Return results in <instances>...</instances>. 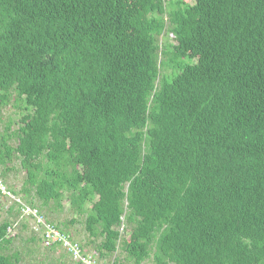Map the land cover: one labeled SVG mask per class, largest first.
I'll use <instances>...</instances> for the list:
<instances>
[{
	"label": "trees",
	"instance_id": "1",
	"mask_svg": "<svg viewBox=\"0 0 264 264\" xmlns=\"http://www.w3.org/2000/svg\"><path fill=\"white\" fill-rule=\"evenodd\" d=\"M8 106L0 175L19 158L32 207L68 191L96 264H264V0H0Z\"/></svg>",
	"mask_w": 264,
	"mask_h": 264
},
{
	"label": "rangeland",
	"instance_id": "2",
	"mask_svg": "<svg viewBox=\"0 0 264 264\" xmlns=\"http://www.w3.org/2000/svg\"><path fill=\"white\" fill-rule=\"evenodd\" d=\"M176 1L177 0H164L165 4L172 5H174ZM186 2H189V0H186ZM165 39L168 40V43L170 42L173 44L175 42V37L171 34L169 27L164 30V35L160 37L159 44L163 45ZM16 111L17 110L13 106H8L3 110L2 122L0 124V137L4 132L5 126L9 123V120L11 118L16 119ZM15 128H17V123L13 124L12 129ZM12 144L15 145L14 142ZM7 166L13 167V170L9 171L5 176L0 175V182L3 185L0 184V187L2 186L5 190L9 189L16 192V195H13L0 188V225L5 221H10L12 223V228L8 230V235L13 238V244L9 247L7 253H20V264H77L79 254L84 255V253H87L92 255L101 239L90 240L88 238V234L85 231L86 213L80 214L77 211L76 207L73 206L72 197L69 192H57L58 198L50 201L46 206L43 205L42 200L34 197V207H32L25 202V195L21 192L26 174L21 170L20 159H15V161ZM3 169H5V166L0 164V174ZM89 207L90 206H88V208ZM10 208H12L13 211H10ZM18 210L20 212H18ZM46 219L58 226L63 232L72 234V240L75 242L76 240L79 241L85 246V250L81 253L78 250L76 251L73 249L66 251L61 248L50 251L42 246L40 240L32 241L34 234L38 237L39 233L46 227L44 224ZM46 237L50 238V241H48L49 243L57 239V237L51 235V233L46 235ZM124 237L126 240L129 239V235H125ZM87 241H90L89 245L85 244ZM64 251L68 255H66ZM115 262L133 264L120 246L114 253H110L106 258L99 260V264H114ZM145 264H154L152 255L147 259Z\"/></svg>",
	"mask_w": 264,
	"mask_h": 264
},
{
	"label": "built area",
	"instance_id": "3",
	"mask_svg": "<svg viewBox=\"0 0 264 264\" xmlns=\"http://www.w3.org/2000/svg\"><path fill=\"white\" fill-rule=\"evenodd\" d=\"M0 188L4 189L2 186ZM44 224L46 225V227H44L43 238L41 239V242L43 243V245L45 247H49L54 243H60L61 247L63 249H65L66 251L74 249L76 251L77 250L80 251V253L82 252V250L75 243V241L72 240L71 237L67 236L66 234L60 233L57 230H54L53 227L46 222H44ZM49 233H51V235H55L57 237V239L55 241H52L51 243L48 242V241H50V238L46 237V235H48ZM79 261H81L82 264H96L95 263L96 261L91 256L86 257V256L81 255V254H79V260L77 262H79Z\"/></svg>",
	"mask_w": 264,
	"mask_h": 264
},
{
	"label": "bare ground",
	"instance_id": "4",
	"mask_svg": "<svg viewBox=\"0 0 264 264\" xmlns=\"http://www.w3.org/2000/svg\"><path fill=\"white\" fill-rule=\"evenodd\" d=\"M219 92V91H218Z\"/></svg>",
	"mask_w": 264,
	"mask_h": 264
}]
</instances>
